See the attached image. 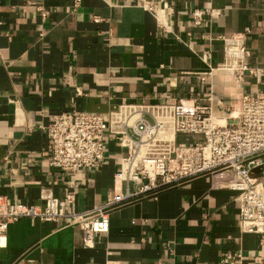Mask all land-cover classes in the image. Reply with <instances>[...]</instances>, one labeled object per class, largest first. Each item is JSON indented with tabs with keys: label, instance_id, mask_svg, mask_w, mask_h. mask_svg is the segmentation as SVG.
I'll use <instances>...</instances> for the list:
<instances>
[{
	"label": "crops",
	"instance_id": "0c3cea01",
	"mask_svg": "<svg viewBox=\"0 0 264 264\" xmlns=\"http://www.w3.org/2000/svg\"><path fill=\"white\" fill-rule=\"evenodd\" d=\"M142 2L0 0V200L43 207L41 191L50 189L65 213L56 221L10 223L0 264H217L227 252L241 255L235 264H264V236L239 227L236 191L213 187L207 176L156 198L111 202L126 149L109 133L96 167L47 164L42 126L54 114L194 99L226 115L242 94H264V0H163L173 8L163 12L165 26L159 0H153L159 20ZM194 9L202 11L199 24ZM232 34L243 36L252 69L239 83L220 67L223 39ZM124 188L123 182L116 193ZM109 202L108 233L85 246L71 215Z\"/></svg>",
	"mask_w": 264,
	"mask_h": 264
},
{
	"label": "built area",
	"instance_id": "2783aa9c",
	"mask_svg": "<svg viewBox=\"0 0 264 264\" xmlns=\"http://www.w3.org/2000/svg\"><path fill=\"white\" fill-rule=\"evenodd\" d=\"M142 1V7L159 20L153 0ZM79 3L80 0H73L74 7ZM159 3L163 18L159 22L165 26L168 19L163 12L166 10L170 15L173 8L163 0ZM42 14L45 16L46 12ZM192 18L194 24H199L202 11L194 9ZM230 43L240 44L229 53ZM223 46L225 60L220 67L239 83L246 71L252 72L245 60L243 36L232 34L223 39ZM208 67L211 72L212 67ZM42 129L48 140L43 153L47 164L71 171L96 167L103 158L105 134L119 136L126 155L120 159V168L114 174L116 186L111 202L143 195L156 198L162 189L207 176L213 187L236 191L241 231L264 236V94H242L226 115H214L211 105H201L194 99H179L174 104L131 105L110 113L61 112L51 115ZM177 135L193 139L178 142ZM123 182L124 191L117 194ZM71 197L67 195L69 201ZM40 198L43 207L0 200V244L7 226L19 218L56 221L65 216L63 202L50 189H43ZM111 202L71 215L84 232L85 246L91 247L95 236L108 233L107 207ZM240 258L239 253L227 252L217 264H235ZM104 264L124 263L107 260Z\"/></svg>",
	"mask_w": 264,
	"mask_h": 264
},
{
	"label": "bare ground",
	"instance_id": "6f19581e",
	"mask_svg": "<svg viewBox=\"0 0 264 264\" xmlns=\"http://www.w3.org/2000/svg\"><path fill=\"white\" fill-rule=\"evenodd\" d=\"M160 17L162 18V13L160 14ZM240 43H230L227 46V50L229 53L233 52L235 50V48L239 45Z\"/></svg>",
	"mask_w": 264,
	"mask_h": 264
},
{
	"label": "rangeland",
	"instance_id": "374dc122",
	"mask_svg": "<svg viewBox=\"0 0 264 264\" xmlns=\"http://www.w3.org/2000/svg\"><path fill=\"white\" fill-rule=\"evenodd\" d=\"M236 102V101H235Z\"/></svg>",
	"mask_w": 264,
	"mask_h": 264
}]
</instances>
